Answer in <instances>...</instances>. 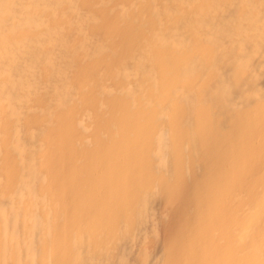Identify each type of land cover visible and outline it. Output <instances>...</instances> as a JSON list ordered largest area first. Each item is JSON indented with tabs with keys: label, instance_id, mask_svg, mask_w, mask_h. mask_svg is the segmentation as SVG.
I'll return each mask as SVG.
<instances>
[{
	"label": "bare ground",
	"instance_id": "6f19581e",
	"mask_svg": "<svg viewBox=\"0 0 264 264\" xmlns=\"http://www.w3.org/2000/svg\"><path fill=\"white\" fill-rule=\"evenodd\" d=\"M0 264H264V0H0Z\"/></svg>",
	"mask_w": 264,
	"mask_h": 264
}]
</instances>
